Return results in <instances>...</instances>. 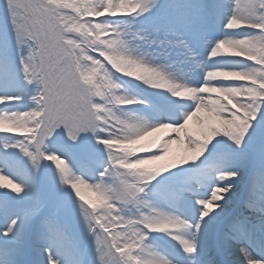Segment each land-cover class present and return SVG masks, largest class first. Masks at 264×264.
I'll return each instance as SVG.
<instances>
[{"label":"snow or ice","instance_id":"obj_1","mask_svg":"<svg viewBox=\"0 0 264 264\" xmlns=\"http://www.w3.org/2000/svg\"><path fill=\"white\" fill-rule=\"evenodd\" d=\"M128 16L145 19L136 35L160 57L203 80L137 53L132 24L108 19ZM125 77L177 99L131 110L146 101ZM0 85V264H264V0H3ZM25 96L32 106L11 110ZM173 143L190 147L157 163ZM10 150L27 158L23 176ZM69 186L82 236L59 194Z\"/></svg>","mask_w":264,"mask_h":264},{"label":"rangeland","instance_id":"obj_2","mask_svg":"<svg viewBox=\"0 0 264 264\" xmlns=\"http://www.w3.org/2000/svg\"><path fill=\"white\" fill-rule=\"evenodd\" d=\"M165 2H168V0H165ZM0 3H3V0H0ZM108 19L132 24V30L128 33L126 39L128 40L130 46L133 49H135L137 53L145 54L146 57L153 59L154 62L157 64L167 65L168 70L171 73H173L174 75H176L178 78H185V79L191 78L193 80L199 79L201 81L203 80V73L199 72L198 70L193 71L187 61L183 60L181 57H172V56H169L166 58L160 57L158 55L157 49H155L154 47H149L148 45H146L143 42V40L140 39V36L136 35L137 32H140V35H143V32L141 30L147 26L146 21L143 17L134 19L133 17L128 16V17L108 18ZM213 28L214 27H212V29H211V34L215 38H221L224 35L225 29H224L223 23L219 24L217 26V29H216V27H215V29H213ZM218 33H220L221 35L219 36ZM210 50H211V46H208L207 49L203 46H201L197 49V51L201 55V58L208 57ZM11 53L17 59V62H18L19 61V52L15 48H13L11 50ZM216 59H217V61H220V60H233V59H237V58H216ZM21 79H22V76H21ZM129 81H130V78L125 77V82H126L125 87L128 88L129 93L133 96L138 97L139 99L146 101V103L140 104V105H131V106H127V107H129L131 110H134V111H145L147 108H149L148 110H151V109L153 110L154 109L152 106L153 103L150 101V97L148 99V97H145V96L140 95V94H136L134 89H133V88H135L134 86L139 87V88H144L145 86L139 81H134V80H132L130 82ZM7 91L9 92V94H20L19 85H14V84L9 85L7 87ZM3 94H4V87H3V85H0V95H3ZM162 100L165 102V104L170 103V98L167 96H163ZM11 103L13 105L11 110H13V111H16V110L24 111V110H27L28 108H30L32 106L31 101H30V99H28L27 96H25V99L23 101H20V102L13 101ZM181 104L185 105L184 102H182V101H181ZM3 107H5V106L0 105V109H2ZM169 134L170 133L167 130L155 134V136H157L156 137L157 142H159L160 139L167 137ZM5 136H6V134H0V151H3L2 145L4 142ZM92 143L95 144V141H93ZM51 147L53 149H56V148L60 147V145L54 144ZM189 147L190 146H188L187 144L182 145L180 143H173L172 144V151L169 153V155L167 157H165L164 160L158 161L157 163H165V162L172 160L174 157L183 155L185 153V151L189 149ZM10 151H16L17 155L20 156V159L23 160V164L19 163L18 161H13L10 165L11 172L17 176H23L24 175V166L28 164L27 158L22 157L19 154V150H10ZM70 151L72 152L74 157L77 155V153L74 149H70ZM105 156H106V154H105ZM47 163H49V162H45V164H47ZM0 166H2V165H0ZM53 168H54V165H53ZM44 174H46L48 177L49 185H52V182L54 180H56V177L53 176L52 171L50 169L45 168ZM249 176H250V170H245L244 174L239 178V182H238L237 190H236L238 197L242 196L245 193V191L247 189L248 181H249ZM57 183H58V181H57ZM54 191L59 193L58 189H54ZM72 191L73 190H71L70 186H69L67 193H59V194L62 195L64 199L68 200L69 212H70L69 219H70V226H71L72 230L75 232V234L77 236H82L83 235V228H82V226H79V224H78V221H79L78 206L75 204V202L73 200L68 199V193H71ZM161 235L162 234H153V237L158 238ZM157 241H159V239H157Z\"/></svg>","mask_w":264,"mask_h":264},{"label":"bare ground","instance_id":"obj_3","mask_svg":"<svg viewBox=\"0 0 264 264\" xmlns=\"http://www.w3.org/2000/svg\"><path fill=\"white\" fill-rule=\"evenodd\" d=\"M145 87L144 88H140V89H142V90H145L146 91V93H148L149 95H151V96H153L154 98H155V100H160L161 101V97H163V96H167V97H169V94L166 92V90H157V89H153V88H151L150 86H147V85H144ZM170 99H172V100H174V99H177V98H170ZM185 102V104L187 105L188 103H190V101H188L186 98H182ZM162 102V101H161ZM157 136H155L154 138H156ZM166 241H167V237H164L163 239H162V243H165V244H167L166 243ZM174 243V242H173ZM167 245H169V244H167Z\"/></svg>","mask_w":264,"mask_h":264},{"label":"clouds","instance_id":"obj_4","mask_svg":"<svg viewBox=\"0 0 264 264\" xmlns=\"http://www.w3.org/2000/svg\"><path fill=\"white\" fill-rule=\"evenodd\" d=\"M8 125L3 124L2 122H0V127H7Z\"/></svg>","mask_w":264,"mask_h":264}]
</instances>
